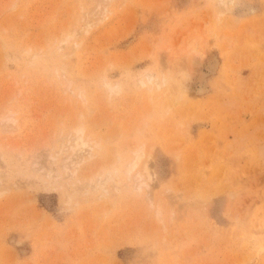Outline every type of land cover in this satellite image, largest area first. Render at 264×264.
Masks as SVG:
<instances>
[{
  "label": "rangeland",
  "instance_id": "1",
  "mask_svg": "<svg viewBox=\"0 0 264 264\" xmlns=\"http://www.w3.org/2000/svg\"><path fill=\"white\" fill-rule=\"evenodd\" d=\"M0 264H264V0H0Z\"/></svg>",
  "mask_w": 264,
  "mask_h": 264
},
{
  "label": "bare ground",
  "instance_id": "2",
  "mask_svg": "<svg viewBox=\"0 0 264 264\" xmlns=\"http://www.w3.org/2000/svg\"><path fill=\"white\" fill-rule=\"evenodd\" d=\"M60 49H61V47H60ZM73 130H74V137H71L70 135L68 136L69 138L67 139V143H69V145H71V148L72 149H75L76 148V150L79 152H82L80 155L82 156V155H85V153H87V150L85 149L87 146H89L90 144H89V142L88 141H86V140H82V134L84 133V128L82 127V125H77V126H75L74 128H73ZM71 137V138H70ZM84 149H85V151H84ZM138 161L140 160V159H137ZM142 179H140L139 180V184H137V185H139L138 186V189L139 190H142V188L144 189V187H149V185L148 184H144V180H142ZM146 180V179H145ZM151 182V181H150ZM145 185L144 187H142V185ZM141 188V189H140ZM151 190V189H150ZM149 190V191H150ZM149 193H151V192H148V194Z\"/></svg>",
  "mask_w": 264,
  "mask_h": 264
}]
</instances>
